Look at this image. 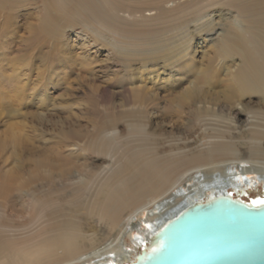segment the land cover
Here are the masks:
<instances>
[{"label": "bare ground", "instance_id": "obj_1", "mask_svg": "<svg viewBox=\"0 0 264 264\" xmlns=\"http://www.w3.org/2000/svg\"><path fill=\"white\" fill-rule=\"evenodd\" d=\"M143 1L0 0V48L15 47L29 54L23 66L43 67L39 79L53 83L62 77L56 82L68 89L63 103L45 108L47 114L65 116L53 122L48 150L23 160L27 182L19 187L14 170L0 179L3 201L18 188L49 187L46 196L28 194L31 202H37L32 218L40 215L47 225L26 239L0 232V264H142L144 260L150 264L173 230V218L186 208L215 210L225 195L250 200L254 206L264 199V190L258 187L262 184L264 189V0H187L173 10L165 6L177 0ZM38 2L43 7L41 31L26 37L17 23L20 9ZM147 7L157 11L155 18L139 17L131 23L122 16L136 17ZM78 29L85 32L82 37L88 36L90 47L100 42L99 35L133 41L118 48L114 41L102 40L113 57L100 65L88 59L90 48L78 49L87 55L81 59L73 53L77 49L63 44L66 32ZM196 38L205 44L201 62L195 59ZM112 65H121L128 73L115 91L121 103L99 110L86 96L113 86L110 78L100 79ZM138 65L148 73L136 81ZM71 73L76 76L73 80ZM21 75L15 71L7 82L0 80V87L7 85L0 89L4 105H23L26 90ZM1 76L5 78L0 72ZM74 91L84 98L73 96ZM206 117L218 123L210 134L218 141L201 150L202 137L196 134ZM123 127L137 137L124 141L135 142V148L120 153L121 167L93 192L89 188L93 175L87 173L72 195L58 194L57 186L81 171L80 161L94 154L110 155L122 141L117 133ZM31 145L25 140L24 155ZM227 166L235 168L226 170ZM202 168H208L206 174ZM253 187L259 192L254 193ZM92 219L102 223L101 233L97 232L101 240H112L102 249L91 242L93 251L85 253L87 221ZM137 219L144 224L143 234L132 233Z\"/></svg>", "mask_w": 264, "mask_h": 264}, {"label": "rangeland", "instance_id": "obj_2", "mask_svg": "<svg viewBox=\"0 0 264 264\" xmlns=\"http://www.w3.org/2000/svg\"><path fill=\"white\" fill-rule=\"evenodd\" d=\"M137 1L141 2V0ZM137 1L135 0V2ZM148 1L149 0H144L143 3H148ZM177 1L167 4L165 8L173 10L177 5L184 4L187 0ZM148 8L150 7L144 9V13H139L136 17H129V15L124 14H122V16H125L124 18L131 23L135 22L136 18L139 19V17L142 20L155 18V16L157 15V11H153ZM215 9L218 11L217 8ZM215 9L212 10L214 11V13L216 12ZM42 10L43 7L40 2L36 3L35 6H29V8L27 9H20V13L17 18V23L19 25V30L22 34H25L26 37H31V35L37 34L41 31L38 28L41 24L40 21L42 20ZM220 13L222 14V11H220ZM190 26L191 27L189 30H192L194 28L193 23ZM71 31L72 30L66 32L63 44L66 43V46L71 47L72 50L77 49V52L73 51V53L77 55V58L81 59L87 55L81 51H78V49L83 48V46L90 48H87L88 50H90V52H88L87 54H90L89 57L92 58L88 57V59L97 60V63L100 65L105 64L111 57H113L111 52H109L108 49L102 46V40L104 42L112 40L116 43V46H118V48L127 47L126 44L129 43L128 41H131V43L133 41V39L131 38L121 39L120 36H116V38L113 35H108L107 37H105L104 35H101L100 37L99 35L98 38H100V42H98L97 44L91 43L92 47H90L88 43H86L88 40V36L82 37L85 34L83 30L78 29L76 31ZM198 42L199 41L197 38L193 42L199 47L198 52L195 54V59L201 62L203 61L202 56L203 52L205 51V44L201 45L198 44ZM23 54L24 53H20V51L17 50V48L15 47L8 51L5 48H0V72L5 75V78L1 76L0 80H2L3 82H7L5 81L6 78H9V76H14L15 71H17L18 73L22 72L24 74L21 75L19 78L20 84L26 90L23 95V105H11L12 103L10 104L11 106L7 104L4 105V99H0V179H6L9 174L14 170L16 172V176L20 177V180L17 183L19 187L21 183L24 184L27 182V176L25 174L26 168H22L23 160L26 158L31 159V157H38L45 152V149L48 150L49 145H51V143L53 142V122L59 120L62 116H65L64 114L59 112L47 114V112H45V108H48V106H52L53 104L63 103V100H65L66 97L68 98L67 87L63 84H59L58 86V83L60 82H56L60 79L62 80V77L56 79L53 83L52 81L50 82L48 79H39V73H41L44 68L41 67L38 69L35 66V68L32 69L30 66H28V68L23 66L24 64H28L29 62V60H27L29 54L28 56H25ZM3 56H6L7 59L3 58ZM10 59L11 62H9ZM186 61L189 62V60ZM112 66V70H110L109 72L105 71V73L103 70L102 75H99L100 79L102 78V80L110 78L109 81L113 83V86L107 89L106 91L100 92L98 95L92 91L86 96L87 100L90 101L94 105V107L96 106L97 109L100 107L99 110H103V105L108 107L111 106L113 103H121L120 97L115 94V91L119 90L117 85H120V83L125 81L128 73L126 69L123 70L121 65ZM159 66H162L163 69L164 64L161 63ZM188 66L191 67L193 65L190 62ZM139 67L140 65L135 66L136 72L134 71V77L137 78L136 81L139 80L142 75L144 76V74L148 73V70L139 69ZM14 68L16 70H13ZM70 77L73 80L76 77L75 73H71ZM141 83L142 82L140 80L138 84ZM3 84L6 85L5 83ZM6 86H1L0 89H6ZM113 94H115L116 97ZM112 95L113 97H110ZM73 96H76L77 98H84V94H77L75 91L73 93ZM210 119L211 118L207 117L204 119L205 121L200 124L201 126H199V128L201 129L199 130L198 134H196L197 138H199L200 135L202 137V141L198 143V146L201 150H208L214 142L218 141L214 137L211 138L210 134H212V130L214 128L217 129L219 125L217 122L211 121ZM244 125H246V123H239V127ZM153 128L158 130V128ZM146 129L149 132H152L149 126H147ZM120 130H122V132L119 133L120 131H118L119 134L117 133V136L123 137L122 141L120 140L116 142L110 155L104 156L105 154H94L91 156H87L88 159H83L82 161H80L79 163H83L81 171L76 173V176L69 179L68 181L63 183L61 182L60 186H57V188H59L58 194H65V196L72 195L71 193L75 190V188L82 186V183L86 181V177H88V174L93 175V177H91V183H89V188L91 189L90 192H93L96 188L100 187L107 178L112 176L113 173L121 167L123 160H121L120 153H122V151H124L129 146L131 148H135L134 146H132L135 143L132 142V139L135 140V137L137 136H133L132 134L127 133L125 127L121 128ZM164 130H167V128L164 127ZM193 139L194 136L191 137L190 141H192ZM25 140H29L32 144L30 146V152H28L29 154L25 153L26 155H24V153L22 152ZM128 140L132 141L125 143ZM123 143H125V145H123ZM233 168L235 167L227 166L225 169L230 170ZM207 169L208 168H202L201 170H203V173L206 174ZM89 170L91 171V173ZM218 171L220 170H217L215 172L218 173ZM187 186L188 183L185 185V188H187ZM258 187L261 189L260 191L264 190L262 188V184L258 185ZM252 189H254L252 190L254 193L257 191L259 192V189L257 190L255 189V187H253ZM29 190L30 191L25 189V191H22L18 188L13 190L12 192L7 193V196L4 201L0 199V227H3L2 229L0 228V232H2L1 234H4L9 237L15 236L20 239H26L33 236L34 233L38 232V230L42 229L44 226L47 225L45 219L40 220V215L36 217L35 220L34 218H32L34 214H32V210L34 207H36L35 205L37 202H31V194L30 196L28 194L34 191L35 193L40 192L42 196H46L49 192V187L33 185L32 188ZM151 208H154V206H152ZM45 209H47V207ZM93 220L96 219L87 221L88 239L86 240L85 245L89 248L90 243L93 242L92 244H95L96 247H101L102 249L105 247L103 245H106L107 242H111L112 239L107 238L106 240L102 241L101 236L98 235L99 233H101V228L103 227L101 225L102 223L98 221L93 222ZM141 221V219H137V222H135L134 227L132 228L133 234H143L144 224ZM90 228L92 229L90 230ZM128 246H130L129 242H127V247ZM93 249L94 248H89L88 251L85 253L92 252Z\"/></svg>", "mask_w": 264, "mask_h": 264}, {"label": "water", "instance_id": "obj_3", "mask_svg": "<svg viewBox=\"0 0 264 264\" xmlns=\"http://www.w3.org/2000/svg\"><path fill=\"white\" fill-rule=\"evenodd\" d=\"M217 205L175 216L150 264H264V208L229 195Z\"/></svg>", "mask_w": 264, "mask_h": 264}, {"label": "snow or ice", "instance_id": "obj_4", "mask_svg": "<svg viewBox=\"0 0 264 264\" xmlns=\"http://www.w3.org/2000/svg\"><path fill=\"white\" fill-rule=\"evenodd\" d=\"M255 206L256 207H264V199H261ZM153 251H156V249H153Z\"/></svg>", "mask_w": 264, "mask_h": 264}]
</instances>
